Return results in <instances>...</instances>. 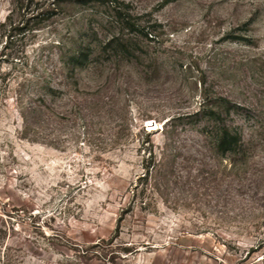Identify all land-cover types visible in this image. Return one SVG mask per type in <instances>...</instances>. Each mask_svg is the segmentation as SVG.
<instances>
[{
    "label": "rangeland",
    "instance_id": "obj_1",
    "mask_svg": "<svg viewBox=\"0 0 264 264\" xmlns=\"http://www.w3.org/2000/svg\"><path fill=\"white\" fill-rule=\"evenodd\" d=\"M119 35L130 57L102 48ZM204 103L232 105L237 153L174 120ZM247 263L264 264V0H0V264Z\"/></svg>",
    "mask_w": 264,
    "mask_h": 264
},
{
    "label": "trees",
    "instance_id": "obj_2",
    "mask_svg": "<svg viewBox=\"0 0 264 264\" xmlns=\"http://www.w3.org/2000/svg\"><path fill=\"white\" fill-rule=\"evenodd\" d=\"M116 18L121 22L120 24H122V27L127 28L130 31V33H134L135 31L139 30V27L137 26L136 22L131 19L132 17H130V15H127L125 13L122 14L121 10H116ZM9 25L11 26L10 33L16 31L19 34L22 33L26 35L37 29L39 23L36 21L32 25H30V23H26L23 24V26L16 25V27H14L12 25V21L10 20ZM7 26H8L7 21L2 23V27H7ZM9 36L12 35L9 34L8 38ZM130 46H132L131 39H124L123 35H119V36H113L112 38L108 39L102 48L104 50L112 49L113 52L116 51L122 56L130 57V55L134 54V51ZM90 54H91L90 47L79 46L76 49H74V51H72L69 55L66 56L64 62L66 63L67 67L69 66V70L73 72L76 70L81 71L88 66ZM48 92L50 94H53L55 92V89L48 88ZM227 102L229 103V101ZM231 106L232 105H228L227 107H220L218 105H209L207 103H204L194 113L180 116L174 120L175 121L177 119L182 120L183 118L184 119L195 118V121L202 119L208 120L209 122L204 125V129L206 134H208L212 138V142L215 150L222 155L233 154V153H237V151H239V149L243 147V137L238 127H234L230 123L225 122L222 118L225 111L228 112L230 111ZM24 109H25V113L24 112L23 114L21 113L23 120H25L26 115L28 117L32 115L33 119H36L39 113L42 112L41 107H39L38 105L32 106L30 109H26V108ZM171 120L172 119L168 121ZM167 122L165 124H167ZM147 174H149V172ZM147 174L139 178H146Z\"/></svg>",
    "mask_w": 264,
    "mask_h": 264
},
{
    "label": "bare ground",
    "instance_id": "obj_3",
    "mask_svg": "<svg viewBox=\"0 0 264 264\" xmlns=\"http://www.w3.org/2000/svg\"><path fill=\"white\" fill-rule=\"evenodd\" d=\"M155 124V123H154Z\"/></svg>",
    "mask_w": 264,
    "mask_h": 264
}]
</instances>
